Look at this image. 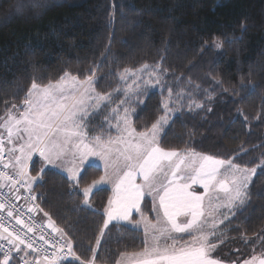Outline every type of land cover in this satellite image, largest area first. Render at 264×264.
<instances>
[{"label":"trees","instance_id":"16d2710c","mask_svg":"<svg viewBox=\"0 0 264 264\" xmlns=\"http://www.w3.org/2000/svg\"><path fill=\"white\" fill-rule=\"evenodd\" d=\"M145 64L160 76L161 88L124 97L119 73ZM91 69L95 91L111 97L97 118L84 121L89 137L104 140L112 121L107 109L118 100L130 106L138 132L165 115L163 100L172 111L161 148L231 158L246 168L264 164V0H0V116L13 104L21 108L34 80L47 85L68 72L83 81ZM28 171L40 173L37 162ZM101 173L87 165L72 182L46 169L31 188L41 214L48 213L80 258L61 264H88L94 256V264H115L121 253L144 247L141 232L127 225L112 223L101 232L106 187L84 203L82 189ZM218 233L223 244L264 252V169L250 184V202Z\"/></svg>","mask_w":264,"mask_h":264},{"label":"snow or ice","instance_id":"6c2138e0","mask_svg":"<svg viewBox=\"0 0 264 264\" xmlns=\"http://www.w3.org/2000/svg\"><path fill=\"white\" fill-rule=\"evenodd\" d=\"M214 44L217 49L222 47L218 40L214 41ZM142 67L146 69L148 65L145 64ZM90 71L92 74L87 76L83 81H80L77 76H71L70 80L66 79L70 76L68 72H65L54 85L50 83L49 85L40 86L34 80L28 90L27 98L23 101L26 112L22 113L21 117L17 119L11 109L7 110L8 118L5 121V125L9 126V138L13 134L11 127L13 122L17 128L22 122L26 123L28 127H25L23 131L28 133L29 136V142L27 143L29 150L28 158L30 159L32 153L36 151L43 158L40 173L37 176L30 177L29 186H31L32 182L41 179V174L49 166L57 167V160L63 155V149L53 154L52 148L49 147L52 139L51 134L64 132L68 134L69 138L84 136L78 129L83 127L85 119L90 117L88 102L93 99L96 100L93 111L100 108L102 102H110L111 93L97 94L95 97L92 95L95 92L92 85L97 81V76L95 69H91ZM136 71H139V69L134 70L125 67L119 73L120 79L126 82ZM153 75L155 74L153 73ZM156 83L159 84L158 79ZM77 87L82 89V91L79 92V95L71 96V104H68L66 101L69 97L65 96V92ZM146 87H155V85L146 82ZM133 90L137 97H139L141 89L135 82L133 86H129V89L125 92V96L129 97L133 93ZM118 91L119 89H117ZM171 92L172 90L169 89L170 96ZM57 97H59V101ZM124 102L122 100L121 104ZM135 102L143 105L146 101L137 99ZM161 105L165 110V115L159 116L152 123L150 129L136 134L139 137L138 141L136 143L128 142L124 150L120 152V155L124 159V167L128 168V171H125L123 176L119 177L116 184V197L115 199H110L108 202L109 206L105 209L108 218L104 221V226L107 228L109 222L113 220L132 223L130 216L133 210L141 212V200L146 196H159L164 222H160L158 218L156 223H152L142 212L141 221H135L136 227H139L142 222L144 223L145 235L147 236L151 232L154 241L152 246L148 245L147 240L145 241L143 252L137 254L138 259L136 264H221L220 261L212 258L211 253L214 252L219 244L224 243L223 240L217 237L216 233L218 226H222L229 217L225 215L223 219H218L217 213L222 208H227L234 218L236 211L242 210L250 202V184L253 177L257 175L258 168L264 169V164L252 169L241 168L239 165L233 163L231 158L222 160L211 155L199 153H192V159L189 163L185 158L180 157L177 151H166L160 148L158 142L162 134L166 132L167 127L170 126L171 117L168 115V112L172 111L168 102L162 100ZM196 106L201 107V105ZM16 108L17 106L13 104L12 109ZM128 114V109H125V131L129 130L127 125ZM77 120H80L81 123H75ZM69 124L72 126L68 127ZM135 131V129H131L129 134L135 133ZM33 136L35 137V143H32ZM96 140L99 142L101 138L96 137ZM119 142H125L123 137L120 138ZM9 143H11V139H9ZM109 143L114 142L109 141ZM102 147L106 150L101 153L93 152L91 155H100L101 159L105 160V169L107 171L112 166L108 163L109 154L112 150L107 149L106 146ZM10 151L15 150L10 149ZM20 151L23 153L25 146H21ZM117 151L119 152L120 150L117 149ZM241 151L245 150L241 149ZM174 157H179L178 163L173 159ZM20 159L19 156L16 157L17 164L20 163ZM165 161H167L168 167L175 165L172 169L173 179L179 177V172L183 165L185 169L196 173L191 178L192 183H201L205 189V194L209 195L210 199V194L216 191L223 193L224 197H226V202L223 205L216 206L210 204L208 209H205L203 196L187 191L189 185H176L175 188L170 187L173 184V179H168L166 174L165 179L167 180V184L161 185L159 177L161 173H164ZM197 162H199L198 167L196 166ZM88 163H90V156H86L81 161V168L77 169L71 178L78 182L85 165ZM7 166L5 165V167ZM225 169L231 170V176L230 178L220 179ZM19 174H26L23 168H21ZM137 174L143 177L144 184L138 185L134 183ZM106 182L107 176H101L98 180H93L91 184L84 187L82 191L87 197L93 191L99 190L100 186ZM216 199H220L219 195H217ZM84 202L87 204V199ZM3 207L4 205L0 204V208ZM153 211H155V208H153ZM9 215L11 216L12 213L9 212ZM44 215L47 216L48 213H44ZM179 217H184V220L181 221ZM210 220L211 223H209ZM57 231L62 230L57 229ZM180 233L192 236L191 241H186L182 245H179L173 234ZM9 236H11V233H9ZM220 236H223V233H220ZM0 238L7 239L8 244L12 245L18 252L22 250L20 246L25 243L19 236L12 239L8 237ZM41 239H44L43 236H41ZM214 239L217 240V243L211 242ZM161 241L164 242L163 247H161ZM169 241L171 243H168ZM99 243L100 241L97 240V244ZM67 247L71 256L79 260L80 258L72 252V244L69 243ZM27 248L33 249L32 244L28 243ZM11 251L12 249H9V252ZM121 255L125 254L121 253ZM45 258L47 259V257ZM62 259H67V257H62ZM94 261L95 256L88 264H94ZM0 264H11L8 254H5L4 258L0 259ZM24 264H28V262L25 261ZM117 264H120V262L118 261ZM244 264H264V252H261L259 256L254 255L249 260L244 261Z\"/></svg>","mask_w":264,"mask_h":264},{"label":"rangeland","instance_id":"374dc122","mask_svg":"<svg viewBox=\"0 0 264 264\" xmlns=\"http://www.w3.org/2000/svg\"><path fill=\"white\" fill-rule=\"evenodd\" d=\"M153 73L154 72H151L147 68L146 69H144L143 67L139 68V71H136L134 75H131V77L126 82L123 80V84L121 88L123 91L122 95H124L125 97V92L129 89V86L134 85V82L135 84L139 85V88L141 90L144 87H146V82H150L151 84L155 85V87H152V88L160 89L161 88V82H160L161 78L156 73H154L155 75H153ZM70 78L71 76H69L66 79L70 80ZM157 79L159 80V84L156 83ZM59 80L60 79H58L57 81ZM56 82H53L51 84L54 85ZM40 86H45V85H40ZM80 91H82V89H80L79 87H77L76 89L67 90L65 92V96L69 97V99L66 102L68 104H71L70 97L73 95H79ZM134 93L135 91L133 90L132 94ZM97 94L99 93H97L96 91L92 93L94 97ZM33 99H35V97H33ZM57 100L59 101V97H57ZM122 100L125 101L124 99L118 100L117 102L113 104L112 107L109 106L108 107L109 109H107L106 117L111 119L112 121L111 123L110 121L109 123H107L108 129L105 135L103 136L104 140L101 139L99 142H97L96 137H89L87 133L85 132L86 130H84V122H83V127L79 128L78 131L83 133L84 136L82 137L77 136V137L69 138L67 133H64V132L54 133V134H51L52 139H51V143L49 144V147L52 148L53 150V154L63 149V155L61 156L60 159L57 160V167L49 166L47 169H52L57 172H60L69 181H72V182H74L75 179H72L71 177L74 176L77 169L81 168V161L84 160L86 156H90V163H88L87 165H94V166L99 167L102 172L101 176H107V182L104 185L100 186V188L106 187L110 191L108 202L110 199H115L116 197V184L119 180V177L123 176L125 171H128V168L124 167V159H123V156L120 155V152L124 150L128 142L136 143L139 139V137L136 134L140 133L138 131H135V133L129 134L130 130L134 129L133 124H132V119H131L132 111H131L130 106L126 104L125 102L121 104ZM95 104H96L95 99L88 102V105H89L88 111L90 113V117L93 116V118L95 117L97 118L95 113L99 109H101L104 105L109 104V103L102 102L101 107L93 111ZM125 109H128V113H129L127 116V125L129 129L128 131H125V127H126L124 123ZM11 110H12L13 115H15L17 119H19L21 117V114L26 112V107L22 103L21 108L19 110L12 109V108ZM7 118H8L7 112L3 114L2 116H0V145L4 147L3 153L7 157V161L5 163L9 165L10 171H12L13 173L19 176H22V179L24 183L26 184V187L28 189H31L35 185V183L38 182L39 180L32 182L31 186H29L30 177L37 176V175H31L29 173L28 171L29 163L31 161H35L37 162V166L39 167V169H41V166L43 164V158L39 155L38 151L32 153L30 159L28 158L29 150L27 148V143L29 142V136H28V133L23 131L25 127H28L26 123L22 122L17 128V126L13 122L11 125L13 134L9 138V132H8L9 126L5 125V121L7 120ZM87 119L88 118H86L85 121ZM75 123H81V121L77 120ZM71 126H72L71 124L68 125V127H71ZM121 137H123L125 141L124 143L119 142ZM9 139H11V143H9ZM109 141H113L114 143L110 144ZM35 142H36L35 137L33 136L32 143H35ZM21 146H25V151L23 153L20 151ZM102 146H106L107 149L112 150L109 154V159H108V163H110L112 166L109 167L107 171L105 169V160L101 159L100 155H95V156L91 155V153L93 152L101 153L105 151L106 149ZM158 146H159V143H158ZM10 149H14L15 151H10ZM117 149H119L120 151L118 152ZM166 151H177L179 153V156L185 158L189 163L191 162V159H192L191 154L197 153L193 151L182 152L179 150H166ZM199 154H202V153H199ZM204 155H208V154H204ZM18 156L21 158L19 164H17L16 162V157ZM173 159L177 163L179 162V157H174ZM164 163H165L164 173H161L159 177V181L161 185L167 184V180L165 179V174L168 179H173L172 169L175 167V165H173L172 167H168L167 161H165ZM196 166L197 167L199 166V162H197ZM21 168H23L24 172L26 173L25 175L19 174ZM241 168H246V167H241ZM117 169H119V171H117ZM247 169H252V168H247ZM137 173H138V169H137ZM195 175H196L195 172L185 169L184 166L182 165L181 170L179 172V177L173 179V184L170 185V187L175 188L176 185H185V184L189 185L187 191L194 192L197 195L203 196V203H204L205 209H208L210 204L212 206H216V205H223L226 202V197H224L223 193H218L216 191H213L210 194L211 196V199H210L209 195L205 194V189L201 183H192L191 178ZM230 176H231V170L225 169L223 174L220 176V179H224L226 177L230 178ZM134 183L138 185L144 184L143 177L137 174L134 179ZM145 191H147V189H145ZM81 193L83 195L84 201L86 199L88 201V198L91 195V193L87 197L85 196L83 191H81ZM161 194H162V188H161ZM217 195H219L220 197L219 200L216 199ZM108 202H107L106 208L109 206ZM144 203H145V206L147 207L146 208L147 213H144L142 209ZM113 207H115V205H113ZM153 208H155V211H153ZM141 212L152 223H156L158 218L160 222H164L163 209L160 207L159 196L144 197L141 200ZM141 212H137L136 210H133L132 215L130 216V221H132V223H129L127 221H115V220L109 222V225L111 223H121V224L127 225L128 227H132L133 229L140 231L142 234L143 245H144L143 249L137 253H127L123 256L120 255L116 259L115 264H117L118 261L120 262V264H136L137 259H138L137 254H140L143 252L145 248V241L147 240L149 246H152L154 244L151 232L147 236L145 235L143 222L140 224L139 227L135 226V221H141L142 219ZM225 215H227L230 218L231 213L229 212L227 208H222L217 213V218L223 219ZM107 218L108 217L106 213L104 212V221ZM179 219L183 221L184 217H179ZM209 223H211V220L209 221ZM219 228L220 226H218L216 235L220 240L224 241L225 236H222V237L220 236V234L218 233ZM105 229L106 228L103 222L101 232H103ZM55 235H58V234H55ZM173 235L179 245H182L186 241H191L192 239V236H189L184 233L173 234ZM211 242L217 243V240L214 239ZM168 243H171V241H169ZM163 246H164V242L161 241V247ZM261 252L262 251L260 247H253V248L251 247L248 250H244L240 246V244L236 242H232L230 244H223V243L219 244L218 247L214 250V252L211 253V255H212V258L220 261L221 264H244V261L249 260L254 255L259 256ZM231 253H233V255H231Z\"/></svg>","mask_w":264,"mask_h":264},{"label":"built area","instance_id":"2783aa9c","mask_svg":"<svg viewBox=\"0 0 264 264\" xmlns=\"http://www.w3.org/2000/svg\"><path fill=\"white\" fill-rule=\"evenodd\" d=\"M3 148L0 145V204L4 205L0 208V237L12 239L19 236L25 243L18 252L8 244L7 239L0 238V254H8L17 264H24L25 261L35 264L36 260L45 264H61L74 259L69 253L66 240L55 235L38 216L41 211L35 194L26 187L22 176L10 171L9 165L5 163L7 157L2 152ZM28 243L32 244L34 250L27 248ZM9 249L12 251L9 252Z\"/></svg>","mask_w":264,"mask_h":264},{"label":"crops","instance_id":"0c3cea01","mask_svg":"<svg viewBox=\"0 0 264 264\" xmlns=\"http://www.w3.org/2000/svg\"><path fill=\"white\" fill-rule=\"evenodd\" d=\"M3 152V151H2ZM4 154V153H3ZM5 155V154H4ZM30 165V163H29ZM29 167V166H28ZM10 169V167H9ZM12 172V171H11ZM38 216L42 219V222H45L47 224V226L51 229V231L55 234H58L59 232H57V229L54 227L53 223L46 217L44 216L43 214H38ZM112 224V223H111ZM35 264H45L44 262L42 261H37L35 262Z\"/></svg>","mask_w":264,"mask_h":264}]
</instances>
